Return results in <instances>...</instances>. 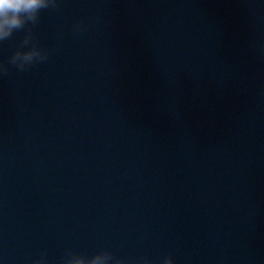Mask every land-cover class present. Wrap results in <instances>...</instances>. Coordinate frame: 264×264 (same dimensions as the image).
Instances as JSON below:
<instances>
[{
  "label": "water",
  "instance_id": "obj_1",
  "mask_svg": "<svg viewBox=\"0 0 264 264\" xmlns=\"http://www.w3.org/2000/svg\"><path fill=\"white\" fill-rule=\"evenodd\" d=\"M59 2L0 76V264H264V0Z\"/></svg>",
  "mask_w": 264,
  "mask_h": 264
},
{
  "label": "clouds",
  "instance_id": "obj_2",
  "mask_svg": "<svg viewBox=\"0 0 264 264\" xmlns=\"http://www.w3.org/2000/svg\"><path fill=\"white\" fill-rule=\"evenodd\" d=\"M45 9L59 11V0H0V43L12 38L15 32H24L23 39L7 64L0 62V76L8 75L9 65L23 72L47 61L49 52L38 45L31 27L39 22L40 13ZM84 30L83 21L72 26L73 34ZM36 264H44V261H37ZM63 264H125V261L108 251L98 252L91 257L69 252ZM143 264L151 262L145 259ZM163 264H174L171 255L164 258Z\"/></svg>",
  "mask_w": 264,
  "mask_h": 264
}]
</instances>
